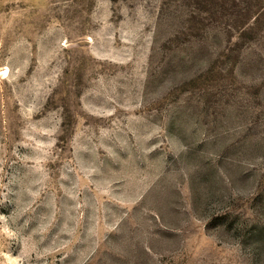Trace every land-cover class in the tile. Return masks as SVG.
<instances>
[{
	"label": "rangeland",
	"instance_id": "374dc122",
	"mask_svg": "<svg viewBox=\"0 0 264 264\" xmlns=\"http://www.w3.org/2000/svg\"><path fill=\"white\" fill-rule=\"evenodd\" d=\"M0 264H264V0H0Z\"/></svg>",
	"mask_w": 264,
	"mask_h": 264
}]
</instances>
